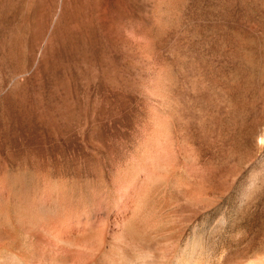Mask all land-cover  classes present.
Wrapping results in <instances>:
<instances>
[{
  "label": "rangeland",
  "instance_id": "rangeland-1",
  "mask_svg": "<svg viewBox=\"0 0 264 264\" xmlns=\"http://www.w3.org/2000/svg\"><path fill=\"white\" fill-rule=\"evenodd\" d=\"M28 220L264 264V0H0V257Z\"/></svg>",
  "mask_w": 264,
  "mask_h": 264
},
{
  "label": "bare ground",
  "instance_id": "bare-ground-1",
  "mask_svg": "<svg viewBox=\"0 0 264 264\" xmlns=\"http://www.w3.org/2000/svg\"><path fill=\"white\" fill-rule=\"evenodd\" d=\"M87 23H89V22H87ZM82 24H83V22H82ZM86 41H87V39H86ZM77 53H78V51H77ZM65 62H66V60H65ZM123 193H124V191H123ZM124 197H125V195H124ZM123 200L124 199H122L121 201H123ZM128 200H130V197H129ZM124 204H125V202H124ZM122 209H124V207ZM120 211H122V210H120ZM122 216H124V215H122ZM99 219H101V218L99 217ZM124 219L122 221H124ZM28 221L29 222L24 223V230H25V232L28 235H31V236H34V237L37 238V240H38L37 253L35 255H31L30 257H27L26 256L25 258H22V257L21 258H16V257L2 258V257H0V264H178L174 260H166L167 258L165 260H161V258L159 257V255H156L157 254V253H155L156 250L155 251L154 250H151V248H148L146 245H144L140 241L141 239L139 240V238H137V237H135V236H133L131 234V232L128 230V228H126L128 225L127 226L126 225L124 226V224H123L122 227H121V229H120V231L119 232L117 231L118 233L116 232V234L113 235V237L111 236L112 238L109 240V243H111V245H112L113 252L112 253L109 252V253H107V256H105L104 253H106V251L104 249V246L101 245V244L99 246L93 247V245H90V244L86 243L85 241H81V240H78L77 238H75L74 233L72 231L70 233L69 232L68 233H65V234L62 233L60 235H58L59 234L58 233V234L53 235L54 233L52 234V232H50L48 230V228H45L44 227V228L37 229L34 226V224L31 222V220H28ZM113 222H115V221L113 220ZM85 223H86V221H85ZM99 224H97V226ZM102 224L105 225L104 223H102ZM103 225H101V227ZM65 226H66V224H65ZM80 226H81V224H80ZM80 228L81 227H79V229ZM118 228H120V227H118ZM91 229H90V232L92 231ZM110 229H112V228H110ZM53 230H55V229H53ZM108 237H109V235H108ZM105 240L108 241L106 238H105ZM149 247H151V245ZM194 256H195V254H194ZM169 257H171V256H169ZM184 264H189V263L186 261ZM193 264H195V263H193Z\"/></svg>",
  "mask_w": 264,
  "mask_h": 264
}]
</instances>
